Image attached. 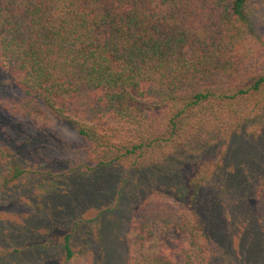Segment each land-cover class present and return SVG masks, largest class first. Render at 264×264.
Wrapping results in <instances>:
<instances>
[{
  "label": "trees",
  "instance_id": "1",
  "mask_svg": "<svg viewBox=\"0 0 264 264\" xmlns=\"http://www.w3.org/2000/svg\"><path fill=\"white\" fill-rule=\"evenodd\" d=\"M249 3L0 0V68L24 93L1 108L46 128L53 113L61 115L63 108L87 98L94 120L113 113L132 124L135 132L131 139L122 138L124 144L115 145L105 134L81 126L79 134L93 143L94 151L87 153L92 161L112 164L127 159L136 164L140 157L151 160L174 152L166 160H185L192 153L191 148L182 149L186 141H197L191 145L193 151L211 146L184 136L193 121L232 133H245L252 120L264 121V36L250 31ZM258 58L260 64L251 68ZM233 154L238 155L235 146ZM4 155L0 147V181L6 184ZM152 210L146 219L138 218L127 264H175L178 259L184 264L209 263L197 217L183 208L169 214ZM253 210L264 233V172ZM159 223L166 226L155 230ZM173 224L187 234L175 256L164 250L143 256L150 237L167 234ZM69 237L63 240L65 259L73 256Z\"/></svg>",
  "mask_w": 264,
  "mask_h": 264
},
{
  "label": "rangeland",
  "instance_id": "2",
  "mask_svg": "<svg viewBox=\"0 0 264 264\" xmlns=\"http://www.w3.org/2000/svg\"><path fill=\"white\" fill-rule=\"evenodd\" d=\"M249 6L250 31L263 37L264 0H250ZM260 61L250 67L255 69ZM23 96L0 68V147L6 155L2 169L9 174L6 184L0 181V264H127L130 237L138 232L135 225L140 216L149 217L151 208L154 214L183 208L197 217L208 264H264V233L253 210L264 172L262 117L248 122L245 133L218 132L216 126L193 121L184 136L211 146L193 151L197 141H186L181 147L192 153L185 160L175 157L179 160L173 164L166 159L176 152L151 160L140 157L136 164L127 159L97 164L87 157L93 143L78 129L94 128L122 145L123 137L135 135L132 124L113 113L94 120L85 98L63 108L61 115L53 113L52 124L40 128L1 108ZM233 146L239 156L232 155ZM159 194L163 197L150 205ZM164 226L159 223L155 230ZM66 235L70 259L64 255ZM186 235L174 224L165 235L155 232L143 256L163 250L175 256Z\"/></svg>",
  "mask_w": 264,
  "mask_h": 264
}]
</instances>
